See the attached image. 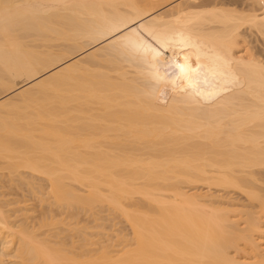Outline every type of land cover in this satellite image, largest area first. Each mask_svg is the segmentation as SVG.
<instances>
[{
  "label": "bare ground",
  "instance_id": "6f19581e",
  "mask_svg": "<svg viewBox=\"0 0 264 264\" xmlns=\"http://www.w3.org/2000/svg\"><path fill=\"white\" fill-rule=\"evenodd\" d=\"M250 35L264 41V0H0V264H264ZM201 184L245 211L205 205ZM17 190L78 222H32ZM98 207L130 237L89 249Z\"/></svg>",
  "mask_w": 264,
  "mask_h": 264
},
{
  "label": "rangeland",
  "instance_id": "374dc122",
  "mask_svg": "<svg viewBox=\"0 0 264 264\" xmlns=\"http://www.w3.org/2000/svg\"><path fill=\"white\" fill-rule=\"evenodd\" d=\"M250 40L253 42L252 46L255 47V48H257L258 50L262 51V52H263L262 54L264 55V41H263V39L260 38V39L258 40L255 36L250 35ZM202 185H203V184L198 185V187H194L195 190H196V188H197L196 191L193 189L192 192H191V189H192V188H188V189H190V194H191V193H192V194H193V193H194V194H197V193H198V195H202V196H204V197H205V196L207 197V194L210 195V198H208V197H209V196H208L206 199L204 198L205 200H202V201H206L205 205L211 203V197H212L211 195H216V196H214V197H217V196L219 197V196H221V197L218 199L219 202H218V203L216 202V201H217L216 198H215V200L212 198V200H213L214 202H216V203H214V202L212 201V202L214 203V205H211V204H213V203H211L210 206L213 207V206H216V204H217V206H216L217 208H219L221 205H222L221 207H225V206H226V207L228 208L229 205H230V208H231V207L233 208V206H235V207H234L235 210H238V211H239V209H240V210L243 211V209H244V211H245V206H244V205H247L246 202H248V201H245V197H244V195L242 194V195H243V196H242V195L240 194L241 192H240V193H239L238 191H231V192H229V191H226V189H224V190H225V191H224L222 188H218V189H216V188H215V189L212 188V189H209V187H208L207 185H203V186H202ZM198 188H199V189H198ZM220 189H221V190H220ZM185 191H187V189H186ZM201 191H202V192H201ZM209 191H210V192H209ZM15 192L18 193V190L15 191ZM188 192H189V190H188ZM20 193L23 194V196H22ZM20 193H18L19 195L22 196V197L20 196V199H21V198L23 199V197H24V193H22L21 191H20ZM203 194H204V195H203ZM25 195H27V194H25ZM43 195H44V196H43ZM43 195H40L39 197H37L36 200L30 199L29 197H24V199L26 198V200L28 201V204H27V205H28V208H29V210H30V212H31V213H30L31 215H29V214L27 213V214L29 215L28 217H30V220H31V217L33 216L32 220H31L32 222L35 221L34 223H37V221H40L41 218H42V216H43V214H44V217H47V216H51V217H52V216H53L52 213L50 212L51 215H49V213H48V212L51 211V210L53 211V214L56 213L55 210L57 211V213L54 214V217H55V215L57 216V214H58V215H59V214L61 215V213H59L60 211H62V213H64V215L62 214V215L59 216V217L57 216V217H56L57 219L55 218V219L57 220L56 222H57L58 224L61 222V221L59 222L58 220H61V219H64V218H66L65 220H67V219H69L68 217L72 216L71 213H70L71 215L68 213V214H67V217H65L67 211H68V212H69V211L72 212V210H66V211L64 210V211H65V212H64L63 209L60 210V209H58V207H57V209H56L54 206H53V208H50L51 206H48L49 203H46V205H45L44 200H46L47 198H46V196H45L46 194H43ZM42 197H43V198H42ZM45 198H46V199H45ZM42 199H43V201H42ZM209 199H210V200H209ZM207 200H208V201H207ZM246 200H247V199H246ZM30 201H31V202H30ZM34 201H35V202H34ZM47 201H48V199H47ZM45 202H46V201H45ZM209 202H210V203H209ZM245 203H246V204H245ZM224 204H225V205H224ZM233 204H234V205H233ZM243 204H244V205H243ZM41 205H42L43 207H41ZM240 205H242V206H240ZM29 206H30V207H29ZM44 206H45V207H44ZM216 207H214V208H216ZM243 207H244V208H243ZM31 208H32V209H31ZM41 208H42V212H41ZM47 208H48V210L46 211ZM98 208H99V207H98ZM98 208H97L96 211H99V212H100V211L102 210V212H103V213L100 212L101 214L99 213V214H98L99 216H97V217L100 218V219H101L102 217H104L102 220H100L101 222H99V223L102 225L103 228H106V231H105V229L103 230L102 228L99 227L100 230H101V229L103 230V233L100 232L99 229H96V228L98 227L97 225H99V226H101V225H100L99 223L93 222V221H92L93 219H91V217L89 218L88 216H85V214H84V217H85V218H84L83 215H82V219H81L82 222H84L85 224H87V223L89 222L88 225H87L86 227H88L90 224H92V227L97 226V227H94V229H93V230H94L93 233L95 234L94 236L92 235V230H91V229L88 230L89 228H91V225L89 226V228H88L87 230H86V229L84 230V236H85V231H86V234H87V235L90 233V235H88L89 238L87 237L86 239H89V240H90V239H92V237H95V240H94V238H93V241L90 240V242H91V248L88 247L89 249H92V248L94 249V248H95L94 246H96V249H97V244L95 243V244H96V245H95V244L93 243V242H95V241H98V242L100 241L99 243L97 242L98 244H100V246H101V244L103 245V242L106 241V243H104V244H105V245H107V244L110 245V244H111L110 247H112V245H113V246H114V245H117L118 242H120L119 239L121 238V240H122V239H123L122 237H124L125 234H127V235L130 237V235H131V233H129V232H131L130 227L127 225V223L124 221L123 218L118 217V216H116V217H118V218H115V215H112V214H111V215H112L114 218H111V216H110V217L108 216V214L110 215L108 209H107V210L104 209L105 211H103V209H100V208H99L100 210H98ZM101 208H102V207H101ZM236 208H238V209H236ZM247 208H248V207H247ZM43 209H44V210H43ZM49 209H50V210H49ZM246 210H247V209H246ZM248 210H249V209H248ZM44 211H45V213H44ZM39 213H40V214H39ZM72 213H73V212H72ZM75 213H76V212H75ZM97 213H98V212H97ZM106 213H107V215H106ZM25 214H26V213H25ZM45 214H46V215L48 214V215L46 216ZM68 215H70V216H68ZM96 215H97V214H96ZM75 216H76V214H75L74 216H72V217H75ZM51 217H50V218H51ZM105 217H108V218H105ZM78 218H80V217H78ZM86 218H87V220H88V218H89V221H88V222H86V220H85ZM35 219H36V220H35ZM71 219H72V218H71ZM71 219H70V220H71ZM73 219H74V218H73ZM83 219H84V220H83ZM90 219H91V220H90ZM105 219H106V221H107L108 219H113V220L115 219V221H113V220H109L108 223L110 224V226H111V227H110L109 224H108L107 222H104ZM122 219H123V222H125V223L122 222ZM53 220H54V219H53ZM53 220H52V221H53ZM65 220H62V222L65 221ZM70 220H68V221L70 222ZM75 220L78 222V220L76 219V217H75ZM75 220H74V221H75ZM81 220H79V221H80V224H83V223H81ZM54 221H55V220H54ZM111 221H112V222H111ZM102 222H103V223H106V224H103ZM113 222H114V223H113ZM111 223H112V225H111ZM121 223H122V224H121ZM63 224H64V223H62V224L60 223V226H59V225H56L55 227L58 226L57 229L62 228V230H63V229H65V226H63ZM67 224H68V223H67ZM74 224H76V222H75ZM85 224H84V225H85ZM94 224H95V225H94ZM107 224H108V225H107ZM114 224H115V225L117 224L119 227L116 225V226H117V228H116V226H115ZM70 225H73L72 222H70ZM84 225H83V226H84ZM93 225H94V226H93ZM105 225H106L107 227H106ZM120 225H121V226H120ZM61 226H62V227H61ZM66 226H67V225H66ZM81 226H82V225H81ZM81 226L79 225L78 228H80ZM108 226H109L110 228H109ZM114 226H115V228H114ZM126 226H128V227H126ZM73 227H74V225L72 226V228H73ZM75 227H77V224H76ZM75 227H74V229L77 230L78 228H75ZM84 227H85V226H84ZM84 227H82V228H84ZM120 227H121V228H120ZM122 228H123V229H122ZM50 229H51V228H49V230H50ZM80 229H81V228H80ZM95 229L98 230L100 233H102L101 235H102L103 237H101V236H97V237H96L98 231H96ZM108 229H110V230H108ZM45 230H46V229H44V232H45ZM72 230H73V229H72ZM102 230H101V231H102ZM107 230H108V233H107ZM41 231H42V230H41ZM74 231H75V230H74ZM87 231H89V232H87ZM95 231H96V232H95ZM104 231H105L107 234L104 233ZM113 231H114V232H113ZM46 232H47V230H46ZM60 232H63V231H60ZM116 232H118V233H116ZM100 233H98V235H99ZM46 234H49V233L47 232ZM117 234H118L119 236L122 235V237L119 238V236H117ZM120 234H121V235H120ZM62 235H63V234H62ZM73 235L75 236L74 233H73ZM104 235H106V237H105ZM107 235H108V236H107ZM109 235H110V236H109ZM114 235H115V236H114ZM127 235H126V238H128ZM116 236H117V237H116ZM75 237H77V235H76ZM75 237H74V240H76ZM85 237H86V236H85ZM98 237H101L102 239H101V238H98ZM109 237H110V238H109ZM114 237H115V238H114ZM106 238H107V239H106ZM70 239H71V238H68V240H69L68 242L72 244V243H73V242H72L73 239H71L72 241H71ZM77 239H78V238H77ZM99 239H100V240H99ZM104 239H105V240H104ZM108 239H111V240H109L110 243L107 242ZM113 239H115V240H113ZM84 240H85V239H84ZM112 240H113V243H114V244L111 243ZM76 241H77V240H76ZM114 241H116L117 244H115ZM88 242H89V241H88ZM101 242H102V243H101ZM89 245H90V244H89ZM92 245H94V246L92 247ZM109 245H108V246H109ZM100 246L98 247V249L100 248ZM103 246H104V245H103ZM108 246H107V247H108ZM101 247H102V246H101ZM105 247H106V246H105ZM100 249H101V248H100Z\"/></svg>",
  "mask_w": 264,
  "mask_h": 264
}]
</instances>
